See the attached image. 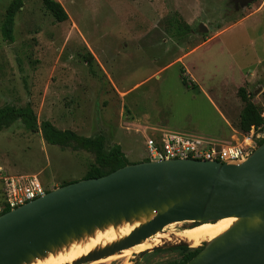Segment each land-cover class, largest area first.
I'll list each match as a JSON object with an SVG mask.
<instances>
[{
	"label": "rangeland",
	"instance_id": "obj_1",
	"mask_svg": "<svg viewBox=\"0 0 264 264\" xmlns=\"http://www.w3.org/2000/svg\"><path fill=\"white\" fill-rule=\"evenodd\" d=\"M12 1L0 0V107L30 104L39 122L103 134L106 148L119 144L131 162L146 158V135L155 129L242 141L240 87L264 111V0L239 9L233 0H59L65 21L43 0H23L7 39L2 25ZM186 24L191 30L179 37ZM182 67L189 81L195 76V88L183 83ZM94 162L93 152L49 144L21 121L0 132L6 175H37L49 191L82 179ZM190 224L174 222L161 232ZM181 257L169 244L132 254L130 264Z\"/></svg>",
	"mask_w": 264,
	"mask_h": 264
},
{
	"label": "water",
	"instance_id": "obj_2",
	"mask_svg": "<svg viewBox=\"0 0 264 264\" xmlns=\"http://www.w3.org/2000/svg\"><path fill=\"white\" fill-rule=\"evenodd\" d=\"M255 1L233 0L237 9ZM199 28L208 30L204 23ZM151 212L156 215L125 238L74 264L134 246L174 222L196 227L228 217L238 220L185 264H264V142L239 163L144 160L47 191L0 214V264L30 262L96 227Z\"/></svg>",
	"mask_w": 264,
	"mask_h": 264
},
{
	"label": "trees",
	"instance_id": "obj_3",
	"mask_svg": "<svg viewBox=\"0 0 264 264\" xmlns=\"http://www.w3.org/2000/svg\"><path fill=\"white\" fill-rule=\"evenodd\" d=\"M43 4L57 21H65L69 18L67 10L59 0H43ZM22 6L23 0H13L7 7L5 20L2 25L3 35L7 39H13L14 37L16 14ZM176 22L178 21L176 20ZM173 25L177 27L176 23H173ZM185 26V32H177L179 37L185 35L186 32L191 30L190 25L186 24ZM176 29L180 30L178 27ZM185 73L186 69L182 67L181 77L183 83L188 87L195 88L196 84L190 83ZM239 95L245 103L239 119L240 129L243 132H249L252 127L262 126L264 124L263 107L251 99V95L245 87H240ZM17 121H21L24 126L32 132H40L44 140L49 144L60 145L63 147L72 145L93 152L95 154V162L83 178L102 176L131 163L119 144H115L109 149L106 148V137L103 134L95 137L84 136L71 129H60L50 120L39 122L37 114L30 104L24 106L6 104L0 107V132ZM263 142L264 140H261L259 145ZM144 160H147V158ZM74 181L77 180L70 182ZM47 191H49L48 188ZM9 210V208H5L0 214ZM190 225L192 226V224ZM190 225L186 227H189ZM204 245L205 242L202 246L193 249H190L188 246H176V248L181 250L182 257L179 260H176L173 264H185L193 258Z\"/></svg>",
	"mask_w": 264,
	"mask_h": 264
},
{
	"label": "built area",
	"instance_id": "obj_4",
	"mask_svg": "<svg viewBox=\"0 0 264 264\" xmlns=\"http://www.w3.org/2000/svg\"><path fill=\"white\" fill-rule=\"evenodd\" d=\"M264 116V112H263ZM264 140V124L252 127L242 141L219 144L210 137L186 132L155 129L146 135L147 160L190 158L239 163ZM0 213L14 209L47 192L37 175H6L0 167Z\"/></svg>",
	"mask_w": 264,
	"mask_h": 264
},
{
	"label": "bare ground",
	"instance_id": "obj_5",
	"mask_svg": "<svg viewBox=\"0 0 264 264\" xmlns=\"http://www.w3.org/2000/svg\"><path fill=\"white\" fill-rule=\"evenodd\" d=\"M155 215V212L141 214L131 219H123L120 222H112L96 227L90 232L73 237L62 245L49 250L44 255L34 257L30 262L23 264H74L78 259L90 252L105 248L125 238L132 230L148 222ZM237 220L238 218L236 217H228L215 223H204L196 227L190 225L173 233L159 231L140 243L96 260L95 263L124 259L123 264H130L132 254L150 250L157 246L164 247L169 244L183 243L192 247L200 246L203 242L213 240L226 232Z\"/></svg>",
	"mask_w": 264,
	"mask_h": 264
},
{
	"label": "crops",
	"instance_id": "obj_6",
	"mask_svg": "<svg viewBox=\"0 0 264 264\" xmlns=\"http://www.w3.org/2000/svg\"><path fill=\"white\" fill-rule=\"evenodd\" d=\"M205 43H207L206 41L204 42V43H202V44H205ZM202 44H200V45H198L196 48H194L190 53H191V55H193V53H195L196 52V50L202 45ZM185 68V67H184ZM193 68H194V66H193ZM192 77H193V74H192ZM182 78V77H181ZM194 78V80H192V81H189L190 83H195L196 84V86L198 85L195 81H196V78H195V76L193 77ZM227 122V124H228V122L229 121H226Z\"/></svg>",
	"mask_w": 264,
	"mask_h": 264
}]
</instances>
